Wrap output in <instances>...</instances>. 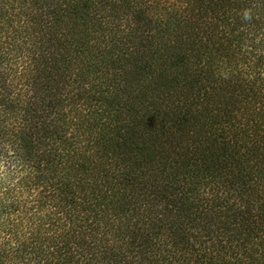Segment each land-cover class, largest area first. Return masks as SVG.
Segmentation results:
<instances>
[{"label":"trees","instance_id":"obj_1","mask_svg":"<svg viewBox=\"0 0 264 264\" xmlns=\"http://www.w3.org/2000/svg\"><path fill=\"white\" fill-rule=\"evenodd\" d=\"M0 264H264V0H0Z\"/></svg>","mask_w":264,"mask_h":264}]
</instances>
